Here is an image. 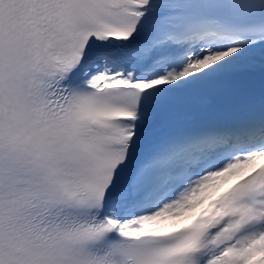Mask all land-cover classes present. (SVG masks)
Returning a JSON list of instances; mask_svg holds the SVG:
<instances>
[{
  "label": "snow or ice",
  "instance_id": "snow-or-ice-1",
  "mask_svg": "<svg viewBox=\"0 0 264 264\" xmlns=\"http://www.w3.org/2000/svg\"><path fill=\"white\" fill-rule=\"evenodd\" d=\"M0 264H264V0H0Z\"/></svg>",
  "mask_w": 264,
  "mask_h": 264
}]
</instances>
